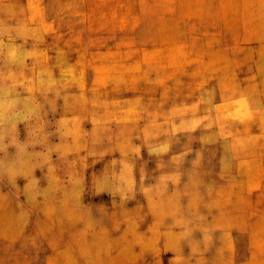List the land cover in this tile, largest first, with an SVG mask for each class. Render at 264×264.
I'll use <instances>...</instances> for the list:
<instances>
[{"label": "clouds", "instance_id": "obj_1", "mask_svg": "<svg viewBox=\"0 0 264 264\" xmlns=\"http://www.w3.org/2000/svg\"><path fill=\"white\" fill-rule=\"evenodd\" d=\"M239 6L257 34L254 62L178 87L147 68L133 75L120 42L107 51L70 47L74 36L62 39L44 0L18 12L0 0V264H75L73 250L93 264L121 240L118 255L150 264H165V255L167 264H256L264 248V210L253 207L264 170V0ZM78 9L70 0L61 12L78 17ZM202 179L228 180L256 225L227 206L213 222L196 199L189 219L183 197ZM245 237L248 253L238 255Z\"/></svg>", "mask_w": 264, "mask_h": 264}, {"label": "rangeland", "instance_id": "obj_2", "mask_svg": "<svg viewBox=\"0 0 264 264\" xmlns=\"http://www.w3.org/2000/svg\"><path fill=\"white\" fill-rule=\"evenodd\" d=\"M17 6L28 4V0H11ZM70 0H44L49 18H56L66 34L74 36L70 47L91 46L93 51H107L120 42L127 52L126 63L137 75L144 69L166 75L167 82L177 86L191 84L203 76H214L215 69L225 65L239 74L256 58L255 32L242 23L240 0H76L79 16L71 17L61 12ZM30 9H26V13ZM0 15H3L0 13ZM74 59V57H73ZM140 83V81H137ZM244 107L240 102L237 115ZM261 183L254 189L253 198L260 196L259 204L253 199V207L264 210V170ZM183 197L185 215L193 218L197 211L192 207L198 202L199 213L210 216L213 222L225 206L233 209V215L244 226H255L257 218L242 212L236 206V189L228 180H204L197 186H189ZM7 217L0 214V226ZM10 235L6 233L7 236ZM111 249L93 257V264H150V258L130 253L118 255L124 241H110ZM64 243H61V248ZM107 248V245H105ZM249 240L238 241L237 254L247 255ZM138 251V249H135ZM2 255V253H0ZM21 260L23 258H20ZM142 259V260H141ZM167 264L168 255L163 257ZM141 260V261H140ZM75 264H88L73 250ZM58 264H69L60 257ZM256 264H264V248L258 253Z\"/></svg>", "mask_w": 264, "mask_h": 264}]
</instances>
